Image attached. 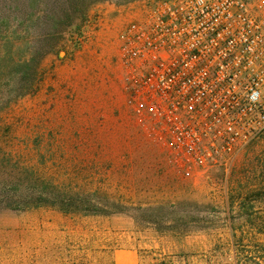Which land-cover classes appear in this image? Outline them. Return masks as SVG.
<instances>
[{"label": "rangeland", "instance_id": "rangeland-1", "mask_svg": "<svg viewBox=\"0 0 264 264\" xmlns=\"http://www.w3.org/2000/svg\"><path fill=\"white\" fill-rule=\"evenodd\" d=\"M155 1L105 2L85 28L111 10L117 44L131 16ZM65 49L43 61L37 93L76 50ZM53 90L46 123L37 93L0 112V264H264V138L228 169L186 179L129 108L113 118L103 103L97 121L76 119ZM47 194L106 213L32 205Z\"/></svg>", "mask_w": 264, "mask_h": 264}, {"label": "built area", "instance_id": "built-area-1", "mask_svg": "<svg viewBox=\"0 0 264 264\" xmlns=\"http://www.w3.org/2000/svg\"><path fill=\"white\" fill-rule=\"evenodd\" d=\"M117 54L129 110L184 178L264 138V0H156Z\"/></svg>", "mask_w": 264, "mask_h": 264}, {"label": "trees", "instance_id": "trees-1", "mask_svg": "<svg viewBox=\"0 0 264 264\" xmlns=\"http://www.w3.org/2000/svg\"><path fill=\"white\" fill-rule=\"evenodd\" d=\"M134 1L0 0V112L37 93L44 74L42 63L49 55L66 52L69 42L74 50L80 46L96 6L105 2L123 6ZM31 201L34 207L49 205L64 212L106 213L87 199H68L62 194Z\"/></svg>", "mask_w": 264, "mask_h": 264}, {"label": "crops", "instance_id": "crops-1", "mask_svg": "<svg viewBox=\"0 0 264 264\" xmlns=\"http://www.w3.org/2000/svg\"><path fill=\"white\" fill-rule=\"evenodd\" d=\"M99 22L97 27L89 25L85 28L84 39L70 59L54 63L50 80L45 79L43 87L34 97L35 104L41 106L38 113L45 114V123L48 111L47 103L43 104V100H47L49 87L55 90L52 96H57L56 102L70 107L67 114L72 113L76 119L85 115L97 121L103 103L111 106L112 117L117 110L128 108L125 72L118 59L117 32L113 27L111 10L105 12ZM50 112L54 115L58 110L52 109ZM34 114H37L35 109ZM57 119L61 120L60 116Z\"/></svg>", "mask_w": 264, "mask_h": 264}]
</instances>
